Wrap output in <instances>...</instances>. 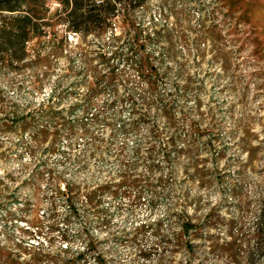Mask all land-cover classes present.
I'll use <instances>...</instances> for the list:
<instances>
[{
  "label": "rangeland",
  "instance_id": "rangeland-1",
  "mask_svg": "<svg viewBox=\"0 0 264 264\" xmlns=\"http://www.w3.org/2000/svg\"><path fill=\"white\" fill-rule=\"evenodd\" d=\"M134 17L161 31L155 94L111 27L81 44L60 25V52L0 80V245L33 264H264V0H147ZM100 52L119 85L88 103Z\"/></svg>",
  "mask_w": 264,
  "mask_h": 264
},
{
  "label": "trees",
  "instance_id": "trees-1",
  "mask_svg": "<svg viewBox=\"0 0 264 264\" xmlns=\"http://www.w3.org/2000/svg\"><path fill=\"white\" fill-rule=\"evenodd\" d=\"M52 2L60 6L58 10H61V13L56 17L51 14ZM146 2L147 0H0V80L11 71L16 74L37 71L48 61V49L60 52L63 47L62 41L57 37L60 25L65 24L69 31L77 32L81 44L87 42L90 36H102L111 27V41L118 48L119 44H126L128 48L127 54L117 49L112 55L122 58L138 71L139 77L147 83L149 93H157L160 72L151 57L145 54V48L152 38L161 36V31L156 29L153 35L147 34L144 26L134 17V11L143 7ZM117 18L120 20L119 29L115 24ZM98 57L99 61L108 67V72L102 74L97 66H87L89 73L86 74L82 85L85 86V98L88 103L94 96L103 92L105 85L111 88L119 85V76L112 65L111 55L100 52ZM23 84L22 82L18 86L21 88ZM30 84L41 88L44 85V74L36 76ZM129 97L134 99L132 94H129ZM86 107L90 106L86 104ZM170 109V105L164 106L167 116H170ZM145 115L140 116V119ZM132 124L134 128L138 127L137 122ZM14 125L17 128H28L31 121L21 120L14 122ZM191 130H196V127L191 125ZM150 135L151 140L157 144L163 142L162 132L156 125L152 126ZM127 183L129 186L137 184L136 180L130 179ZM100 190L110 191L111 186L105 185L97 189ZM91 194L87 198L88 203L93 202ZM198 224L193 218L186 220L183 225L185 233L189 234L190 229ZM24 253L31 254L30 251ZM23 257L22 252L0 245V264H33L25 259L21 262Z\"/></svg>",
  "mask_w": 264,
  "mask_h": 264
}]
</instances>
